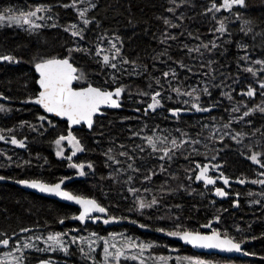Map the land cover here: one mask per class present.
Wrapping results in <instances>:
<instances>
[{"label": "trees", "instance_id": "1", "mask_svg": "<svg viewBox=\"0 0 264 264\" xmlns=\"http://www.w3.org/2000/svg\"><path fill=\"white\" fill-rule=\"evenodd\" d=\"M213 2L217 6L221 4V0H181L180 13L174 16L169 9H173L175 4L170 0H94L97 8L91 10L89 16H94L97 23L88 26L84 40H77L76 43L89 51L74 52V64L85 74L87 84L91 83L96 87H108L106 81L113 71H116L120 76L119 83L127 86V91L122 96V107L106 110L103 116L96 117L91 130H87L83 125L71 130L85 149L76 154L74 160L85 164L91 162L94 168L86 167V175L65 181V188L74 194L95 198L102 206L108 208L111 215L127 217L104 224L72 220L71 217L78 214L76 207L23 190L13 183L20 179H39L54 183L68 175L65 162L56 156L53 145L60 135H68L66 121L46 115L52 124H42L38 117L45 114L35 104L25 101L29 97L34 99L38 92L34 64L49 56H65L67 49L75 44L76 38L71 37L64 29L76 21V12L73 8L60 6L71 3V0H0V11L15 7L20 8L16 10L26 11L31 6L51 5L53 19L55 18L57 25L43 27L36 32H29L15 25H0V55L11 54L20 61H0V93L3 94L0 96V104L10 109L0 111V130H3L5 136L15 135L18 139L27 137L26 147L23 149L0 141V176L8 177L6 182H0V234L7 233L12 237L10 244L14 245V242L23 236L35 232L70 229L105 236L123 231L135 238L165 241L170 246L179 247L182 253L189 251L207 257L208 255L195 253L173 238L162 236L156 229L163 227L174 230L175 224L178 223L184 230L198 231L219 216V231H226L237 241L248 237V242L243 245L244 250L264 257V239H250L252 236L260 237L264 233V184L252 183L257 179L264 180V176L259 175L264 169L247 159L253 148L255 151H264V114L257 111L237 122L248 108L264 106V96L260 94L256 83L257 78L264 80V75L257 77L245 71L251 67L259 74L264 68L255 63L257 60H264V0H246V8L234 6L232 11L221 9L214 13V22L209 31H201L200 24L190 23V20L202 16ZM237 12L240 14V20L235 17ZM165 20H168L169 24L172 22L178 25L169 30L171 34L166 31L169 24H165ZM221 20L227 28V32L223 34L216 31ZM244 20L251 21L252 32L245 34ZM165 34L177 39L161 43ZM116 37L122 41L117 42V46L121 47L122 56L129 61H135V64L120 66L118 60V69L113 70L103 64L102 56L96 57L95 49L103 41L114 40ZM212 42L217 45L216 48L211 47ZM205 44L209 45L208 49L202 47ZM184 45L188 48L199 47L200 52L189 55ZM243 45L247 47H241ZM163 53L167 54L162 55ZM245 55L249 59H242ZM180 60L192 68L193 72L189 73L175 63ZM201 64L204 67H201ZM170 69H174L178 76V81L172 80L173 87L179 83L182 90L196 88L203 107L216 102L210 113L184 111L179 119L172 117L167 109L190 108L191 103L195 101L167 91L162 73ZM121 72L124 74L121 75ZM155 78H161V84H165L163 107L145 114L143 108L147 107L145 105L150 100L151 92L161 90L155 84ZM149 84L152 85L151 88ZM250 84L257 89V94L253 98L242 96L241 92H246ZM75 86L81 87L77 83ZM115 86L118 85H112ZM205 86L212 93L211 98L200 91ZM141 91L148 92L149 95L138 94ZM222 93H229L232 99ZM167 95H171L172 99L169 100ZM184 100H189V104L185 105ZM237 105H241L240 111L232 112ZM136 108H141V111L133 112ZM230 119L232 125L229 131L241 133L240 144L227 136L223 143L219 140V135L224 131L222 125ZM249 120L251 124L248 123ZM30 125H34L36 130ZM203 125L209 127L205 128ZM213 126L220 130L214 141L210 139ZM9 129L12 130L11 134L7 132ZM133 131L139 132L140 135L133 136ZM154 131L157 135L178 138L181 132L187 133L193 139L200 140L197 146L199 152L207 153L208 158L200 155L193 156L191 160L186 159L191 149L185 146L177 151L171 160L162 161L159 159L161 153L152 152L143 139ZM110 148L112 151L109 155L119 160V164L105 155ZM140 148L144 150L140 151ZM121 152H127L129 156H121ZM213 155L217 156L215 160L210 159ZM133 156V167L138 168V172L127 167L133 162L130 159ZM25 161H30V164H24ZM196 161L202 165H222L219 171L211 168L217 171V175L223 173L230 180L226 199L217 198L212 193V187H204L195 180L194 172L189 169H194ZM161 164L166 169L163 172L160 171ZM152 172L156 174L152 175ZM129 176L132 177L131 181L128 180ZM145 176L151 178L145 180ZM189 176H192V179H188ZM240 179L247 182L240 184ZM129 187L138 189L137 194L145 192L144 189L157 191L162 210L152 209L149 210L148 216H139L133 209L137 194L129 192ZM150 212L159 213L163 220L158 218L157 213ZM176 217H179V220H176ZM62 218L64 223L60 224L59 220ZM132 221L146 227L141 229L127 223ZM21 228H29L31 231L22 233ZM14 232L17 233L16 236H12ZM0 238H3L2 235ZM163 252H167L165 248L161 249V253ZM95 256L97 264H100L99 252H96ZM25 257L26 264H38L39 259L49 257L55 260L56 264H92L74 247L68 255L29 251ZM122 264L138 262L122 258ZM168 264L177 263L172 260Z\"/></svg>", "mask_w": 264, "mask_h": 264}, {"label": "snow or ice", "instance_id": "2", "mask_svg": "<svg viewBox=\"0 0 264 264\" xmlns=\"http://www.w3.org/2000/svg\"><path fill=\"white\" fill-rule=\"evenodd\" d=\"M81 3L84 0H80ZM175 2V0H173ZM61 7L64 8H73L76 10L78 19L84 25L83 28L79 26L77 23H71L65 27V31L70 33L71 37L78 38V40H84L85 32L88 30V26L97 23L95 17H90L89 12L95 8H97V4L93 3L92 0H88V7H80L77 3V0H71L69 4H61ZM234 6H239L240 8H246L247 3L246 0H222V3L217 6L215 2L208 7L204 15L208 13H215L219 12L221 9H226L232 11ZM52 11V6H44L40 5L35 9H30L28 11H18L13 8H7L4 11H0V25H8V26H19L24 28L27 26L25 30L29 32H36L38 29L43 28L45 25L43 23H37V21H45L46 19H51L50 16H38V13L44 12L48 13ZM169 11H173V9H169ZM235 17L237 20H240V14L237 12L235 13ZM183 19V17H181ZM165 24H169L168 20L164 21ZM244 25L246 28V32L250 33L253 31V28L250 26V20H244ZM51 27H56V24L50 25ZM172 27H178V25H172ZM245 29H242L244 31ZM216 31L220 33H226L227 28L223 20L219 23V28ZM102 38H98L100 40ZM177 37L172 36L170 34H165L164 40L161 43L166 42L167 40H176ZM120 41L119 37H116L114 40L110 42V48L104 49L102 46H98L95 49L96 57L99 58L102 55V62L104 65L109 66L113 70L118 69V64L116 63L117 60L120 62V66L126 64H135V61H129L128 59L122 56L121 47L117 46V42ZM122 43V41H120ZM203 48L208 49L209 45L205 44L202 45ZM212 48H216L217 45L212 42ZM241 47L246 48V45ZM184 48L187 50V53L191 55L193 52H200V48H188L187 45H184ZM88 49H84L77 45L76 47H69L67 49V55L65 56H49L46 58H42L39 62L35 63V71L39 74V80L37 83L39 84L40 91L37 96L33 99L29 97L25 103H34L36 105L41 106L46 113L55 114L58 117H65L69 126L71 125H79L82 122L86 123L88 128L91 129L94 124V117L97 113L101 112L102 106H109L111 108H120L121 105V97L127 91V86L120 84V76L117 75L116 71L110 75L106 84L108 87H96L93 86L91 83L87 84V87H73V82L86 79L85 74L83 71L78 69L73 61L72 54L74 52H88ZM114 53V55L104 54L105 52ZM167 53H163L162 55H166ZM203 55V53H201ZM242 59L247 60L249 57L245 55ZM0 61L8 62V63H19L20 61L11 54L8 55H0ZM179 65V67L186 69L189 73L193 72V69L188 67L182 60L175 61ZM211 63V62H209ZM256 64L264 66V60H257L255 61ZM201 67H204L201 64ZM126 71V70H125ZM245 71L252 73L253 76L264 75V68L261 69L260 73L258 74L253 68L249 67L246 68ZM124 72H121L123 75ZM139 74V73H137ZM207 75V73H204ZM162 78L164 79L167 85V91L171 93H175L177 96H187L193 99L195 102L191 103L190 108H180V107H172L167 109V111L172 115L173 118L179 119L181 113L184 111H196V112H208L210 113L213 108L216 106V102L213 101L209 104L208 107H203L200 101V94H198L196 88H190L188 90H182V87L179 86H172V80L178 81L177 73L174 69H170L169 71H165L162 73ZM155 84L161 89L157 91H152L150 94L151 103L147 105L146 108H143L145 114H147L150 110L155 111L157 108L163 107V98L166 95L165 84H161V78H155ZM256 83L259 87L260 94L264 96V80L257 78ZM112 85H118L112 87ZM152 85L149 84V88ZM203 94L207 95L211 98L212 93L209 91L208 87L205 86L203 89L200 90ZM138 94L143 96H148V92H139ZM257 94V89L254 88L251 84L248 85L246 92H241L242 96H247L248 98H253ZM3 94L0 93V96ZM222 95L228 96L229 99H232L229 93H222ZM169 100L172 99L171 95H167ZM183 103L185 105L189 104V100H184ZM243 107H247L243 105ZM241 109V105H237L232 109V112H239ZM0 111H10V109H6L4 105H0ZM136 112H140L141 108H136ZM259 112L264 114V106L256 105L253 108H249L247 111L243 112V115L237 119V122L244 120L246 117H250V115L254 114L255 112ZM38 120L43 124L47 122L49 125L52 124L51 120H48L46 115H41L38 117ZM27 122H22V124ZM251 124V121H248ZM232 120L230 119L228 123L223 124V133L219 135V140L221 143L224 142L225 137L227 136L229 139L236 141L237 144H240L241 141V133L240 132H231ZM34 130L35 126L30 125ZM203 127L208 128L209 125H203ZM11 132L12 130H7ZM212 135L210 137L211 140H215L217 136V132L220 130L215 129L212 127ZM139 132L133 131V136H139ZM9 140V142L13 145H17L21 148L26 147V139H18L15 135H11L10 138L6 137L3 134V130H0V141ZM146 141L147 145L152 149L154 153H161L159 156L160 160H171L177 151H180L185 146L191 149L186 159L191 160L193 156H200L204 155L205 158H208L207 153H200L199 148L197 147L200 144L199 139H193L187 133H180V137H169L166 135H157L154 131L152 135L143 137ZM67 141L71 145V155L65 157L64 155V148L63 142ZM54 144L56 145V156L65 158L69 161L68 167L77 170L78 176H84L85 168L93 169L94 166L91 162L85 164L84 162L75 163L73 162V157L76 155L77 152H83L84 146L81 144L80 140H78L69 130L68 135H60L55 141ZM121 147H124L121 145ZM207 147V145H205ZM264 147V146H262ZM143 148H140V151H143ZM112 149L110 148L106 156H108L109 160H113L116 164H119L120 161L116 160L115 157L109 155ZM219 150H217L218 155ZM121 156L128 157L129 154L127 152H121ZM217 158L216 155L210 157L211 160H215ZM9 160L11 157L8 158ZM133 161L127 165L128 169H131L135 172H138V168H134L133 165L135 163V157H130ZM247 159L250 160L253 164L259 165L261 169H264V151H255L254 148L251 151V155L247 156ZM24 164H30V161H25ZM19 166V165H18ZM210 167H214L217 171H219L222 165H211V164H200L198 161L194 164V169H189V171L198 172L195 174L196 181H203L205 185H215L216 180L209 175ZM166 169L164 168L163 164L160 166V171L163 172ZM155 175V172L151 173ZM260 176H264V171L259 173ZM150 176H145V180H149ZM220 178H222L224 185L229 184V178L224 176L223 173H220ZM8 179V177L0 176V181ZM71 177H63L57 183H47L45 181L39 179H20L15 181L20 185L28 186L32 189H36L41 193L46 194H53L57 197H60L66 201L75 202V204L80 206L79 214L72 216L71 219L77 221H85L87 219L91 220H101L102 217L100 215H93L94 213H100L107 215L106 219H103L104 224H108L110 222H115L117 220H124L127 217L120 216L117 217L115 215H111L108 211L107 207L102 206L95 198L87 197L84 195H77L74 194L72 191L65 190L63 185L65 181L70 180ZM188 179H192V176H189ZM128 180L131 181L132 177L129 176ZM240 184H244L247 181L244 179H240L238 181ZM252 183L257 184H264V180L257 179L252 181ZM128 191L136 195L139 190L134 187H129ZM145 192L149 191L148 189H144ZM162 193L164 191L163 186L161 189ZM216 195L220 197H225L228 195L222 188H216L215 190ZM239 195V194H237ZM160 201L153 196L151 201H145L144 199L137 198V210L142 211L144 209H150L155 206H158ZM255 203H260V201H255ZM238 206V201H237ZM179 207V206H177ZM161 219H163L161 217ZM220 217H215L216 221H219ZM176 220H179V217H176ZM136 223L135 221H132ZM60 224L64 223V218L59 220ZM140 227L144 228L146 225L141 224ZM206 229L212 228V222L210 221L208 224L202 226ZM31 229L29 228H21L20 232L27 233L30 232ZM156 231L161 233H166L169 237H178L179 239L183 240L185 243L193 246L194 248H201V249H217L221 251L227 252H243L242 245L246 244L249 240L248 237H245L242 240L237 241L235 237L230 236L226 231L221 232L217 229H212L211 232H203L197 230H184L183 226L180 224H175L174 230H167L166 228L160 227L157 228ZM239 231V229H237ZM3 238H0V245L5 247L13 248L10 252H5L3 257H0V264H26V257L24 256V250L26 249H35L36 252L40 253H47V252H63L66 255L69 254L70 248L72 244H76L77 240L79 239L81 243L84 241V237H77V236H70V239L66 242L65 238L70 235L68 232H56V233H49L47 237L42 236H33L31 237V242L29 240L21 241L17 240L15 246L13 247L10 244L12 237L8 236L7 233L0 234ZM17 233H13L12 236H16ZM93 236H97L96 233H92ZM113 239L115 240L116 234H112ZM43 239L44 244L46 247H39L38 241ZM103 239V260L101 264H122V258L124 260H132L138 262V264H147V261L144 259V251L146 249H150L153 247L151 243H135L131 239L126 240L122 245L118 246L116 243H109L106 238H99ZM252 240L256 239H264V233L261 234L260 237L252 236L250 237ZM81 255L83 258L90 260L92 264H97L95 250L92 246V242L88 244V251L85 252L84 247L77 245ZM19 253V255H16ZM135 253V254H133ZM246 256H254L256 253L254 252H243ZM11 257L9 261L7 258ZM184 259L187 260L188 264H212L211 261L203 260L199 258L193 257H185ZM264 259V257H262ZM159 264H168V258L166 257H159L158 258ZM38 264H56V261L53 260L51 257L48 259H39Z\"/></svg>", "mask_w": 264, "mask_h": 264}, {"label": "rangeland", "instance_id": "3", "mask_svg": "<svg viewBox=\"0 0 264 264\" xmlns=\"http://www.w3.org/2000/svg\"><path fill=\"white\" fill-rule=\"evenodd\" d=\"M170 1L173 4H175L172 13H174V16H176V14L180 13L179 8H180V6L182 4V3H180L181 0H175V2H173V0H170ZM92 2L94 3V0H92ZM77 3L82 8L83 7H88V0H84L83 3H81L80 0H77ZM221 3H222V0H221ZM36 7H38V6H31L28 10L35 9ZM14 9H20V8L15 7ZM28 10H26V11H28ZM18 11H23V10H18ZM75 12H76V10H75ZM213 15H214V13H208L207 15L203 14L202 16H198V17H196L194 19L192 18L190 20V23L198 22L200 24L201 31L207 32V31H209L210 27L212 26V24L214 22ZM38 16H50L51 17V19H46L45 21H39V20L37 21V23H43L45 25L44 27H48V26H50L52 24H55V22H56L55 18L53 19L52 11L48 12V13H44V12L38 13ZM73 23L79 24V26L81 28L84 27L82 22L79 21L77 13H76V21L73 22ZM172 25H174V24L171 22L169 24V29L166 30V31L169 32V30H172V28H173ZM26 28H27V26L24 27V29H26ZM77 40H78V38H76V42H75V44H73L72 47H76L78 45V44H76ZM111 41H112V39H108L107 41H103V43L105 42V44L101 43V45H99V46H102L104 49L107 50V49L110 48V42ZM104 54L114 55V53H109L107 51ZM117 62H118V60L116 61V63ZM76 83L79 84L80 86H86L87 85V80L86 79L78 80V81H76ZM149 103H151V98H150L148 104ZM0 105H2V104H0ZM147 105H145V106H147ZM8 134H11V133L9 132ZM53 145H54V149L56 151L57 150L56 145L54 143H53ZM63 148H64L65 157L68 156V155H71V152H72L71 145L67 141L63 142ZM76 154H79V152H77ZM75 156L73 157V162L77 163L76 160H74ZM58 158L65 162L66 169L68 170L67 177H71L72 178V177L78 176L76 169H72V168L68 167L69 161L67 159L61 158V157H58ZM84 171L86 173V169ZM195 174H196V172L194 173V175ZM218 186L224 187L220 183H218ZM212 190H213V188H212ZM158 195L159 194H157V191H152L151 192L150 190L147 191V192H140L139 194H137L135 196V199H134V202H133L134 212L137 213L139 216H148L149 215V210H152V209H154L156 211L162 210L161 208L163 206L161 205V202L159 203L158 206H155L153 208L144 209L142 211L137 210V198L144 199L145 201H151L152 197L155 196L159 200ZM216 197L219 198V196H216ZM156 213L157 212H150V214H156ZM157 214H158V218L161 219V215L159 213H157ZM161 220H163V219H161ZM211 222H212V228L211 229H206V228L202 227V230H198V231L211 232L212 229H217L218 230L217 223L219 221L213 220ZM56 232H68V233H70V235L65 238L66 242L70 239V236L84 237L85 239H84L83 243H81V241L78 239L76 244H72L71 245V248L74 247L77 250H79L77 245H80V246L84 247L85 252H87L88 251V244H89V242H92V246H93V248L95 250V253L99 252V254H100V257H101L100 264H101V262L103 260V239H99V238H106L109 241V243H116L118 246L122 245L128 239H131L135 243H151L153 245V247L150 248V249H146L144 251V254H143L144 255V259L147 261V263L148 262H152V263L159 264L158 258L159 257H166V258H168V263L173 260L177 264H188L187 260L184 259V258L185 257H193V258H199V259L211 261L212 264H264V262H263L264 259H262V257H263L262 255L261 256H255V255L254 256H248L247 258H242V259L214 256V254H211V255H208L207 257H204V256H200V255L194 254V253L189 252V251L186 252V253H182V252L179 251V247L170 246L165 241H160L158 239L157 240H152V239H145L144 240V239H141V238H135V237L127 235L123 231L117 232V233H110V234L105 235V236H100V235L93 236L92 233L85 234V233H83L80 230H70V229L63 230V231L35 232V233L27 234L26 236H23L19 241H21V244L25 240H29V242H31V237H33V236L47 237V235L49 233H56ZM112 234H116L115 240L113 239ZM15 243L16 242H14V245H12L13 247L15 246ZM37 243H38L39 247H41V248L46 247V245L44 244L43 239H41ZM1 248H4V249L2 251H0V257H3V254L5 252H10V251L13 250V248L5 247L3 245H0V249ZM162 248H165L167 252L161 253V249ZM29 251H35V249H26V250H24V256H26V254ZM245 251L246 252H250V251H247V249H245ZM57 252L66 255L63 252H59V251H57ZM133 254H135V253H133ZM16 255H19V253H16ZM7 259L10 261L11 257H9Z\"/></svg>", "mask_w": 264, "mask_h": 264}, {"label": "water", "instance_id": "4", "mask_svg": "<svg viewBox=\"0 0 264 264\" xmlns=\"http://www.w3.org/2000/svg\"><path fill=\"white\" fill-rule=\"evenodd\" d=\"M37 62H39V61H37ZM34 66H35V64H34ZM34 66H33V70H34V72H35V75L37 76L36 84H37V87H38V92H37V95H38V93H39V91H40L39 84L37 83V81L39 80V74L35 71V67H34ZM75 83H76V81L73 82V87H75V86H74ZM83 87H87V85H86V86H83ZM77 88H78V87H77ZM37 95H36V96H37ZM121 102H122V97H121ZM33 104H34V103H33ZM35 105H36V104H35ZM36 106L39 107L40 110H41L45 115H48V116H50V117H52V118H54V119L60 120V121H66L69 130H74V129L80 128L82 125L85 126L87 130H91V129L88 128L87 124H86V123H83V122H82L81 124H79V125H71V126H69V124H68V122H67V119H66L65 117H58V116H55V114L46 113V112L44 111V109H43L41 106H39V105H36ZM121 107H122V106H121ZM121 107H120V108H121ZM120 108H111V107H109V106H102V107H101V112L96 114V116L94 117V120H95V118L98 117V116H103V115L105 114V111H106V110H110V109H116V110H117V109H120ZM132 111H133V112H136L135 109L132 110ZM136 113H139V112H136ZM6 137H9V138H10V136H6ZM6 141H9V140L6 139ZM24 148H25V147H24ZM22 149H23V148H22ZM216 173H217V171H216L215 169H213V168L210 167L209 175L212 176V178L215 179V180L217 181L216 183H220V184H222V185L224 186V187H222V189H223L225 192H227V190L229 189V184H228V185H224L222 178H220V175H217ZM196 174H198V172H196ZM6 181H7V179L2 180V181H0V182H6ZM16 181H17V180H16ZM57 182H58V181H57ZM57 182H54V183H57ZM197 182L202 183V184L204 185V187H214V186L216 185V184H215V185H205V183H204L202 180H201V181H197ZM13 183L16 184L19 188H21V189H23V190L33 192V193H35V194H38V195L43 196V197H46V198H51V199L57 200V201L62 202V203H64V204L72 205V206H74V207H76V208L78 209V214H79L80 206L77 205V204H75V202H72V201H66V200H64V199H62V198H60V197H57V196L53 195V194L41 193V192H39V191L36 190V189H32V188H30V187H28V186H25V185H20V184L16 183L15 181H14ZM229 183H230V180H229ZM63 187L65 188V184L63 185ZM65 190H67V189L65 188ZM215 190H216V189L213 190V195L216 196V192H215ZM68 191H69V190H68ZM227 196H228V195H227ZM227 196H225V197H220V196H219V198H221V199H226ZM78 214H77V215H78ZM93 215H100V216L102 217V219H101V220H98V221L91 220V219H87V220L83 221V223H86V222H103V219H106V218H107V215H105V214L94 213ZM80 222H81V221H80ZM127 223L132 224V225H134V226H138L139 228L143 229L142 227H140V225H139L138 223H133V222H127ZM147 231H148V230H147ZM209 233H210V232H209ZM160 234H161L162 236H164V237H167V238H173V239L177 240L181 245H184V246H186V247H189V248H191L193 251H195L196 253H199V254H205V255H211V254H214V255H218V256L226 257V258H247V257H248V256H246V255L243 254V252H246V251L244 250V246H243V245H242L243 252H235V251H233V252H227V251H221V250H217V249H201V248H194L193 246H191V245L185 243L183 240L179 239L178 237H169V236L166 235V233H160Z\"/></svg>", "mask_w": 264, "mask_h": 264}, {"label": "flooded vegetation", "instance_id": "5", "mask_svg": "<svg viewBox=\"0 0 264 264\" xmlns=\"http://www.w3.org/2000/svg\"><path fill=\"white\" fill-rule=\"evenodd\" d=\"M3 142L6 143V144L8 143V144H10V145H13V144H11L9 141H6V140L3 141ZM14 146H17V145H14ZM212 188H213V190H214V189H216V188H222V187H221V186H218V183H216V185H215L214 187H212ZM216 196H217V195H216ZM176 250H177V249H176ZM176 250H175V251H176Z\"/></svg>", "mask_w": 264, "mask_h": 264}]
</instances>
